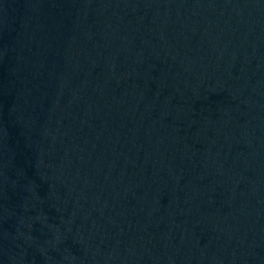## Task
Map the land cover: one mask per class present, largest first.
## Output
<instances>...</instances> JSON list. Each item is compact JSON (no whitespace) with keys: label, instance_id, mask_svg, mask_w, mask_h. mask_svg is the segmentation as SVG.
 <instances>
[{"label":"water","instance_id":"95a60500","mask_svg":"<svg viewBox=\"0 0 264 264\" xmlns=\"http://www.w3.org/2000/svg\"><path fill=\"white\" fill-rule=\"evenodd\" d=\"M0 264H264V0H0Z\"/></svg>","mask_w":264,"mask_h":264}]
</instances>
